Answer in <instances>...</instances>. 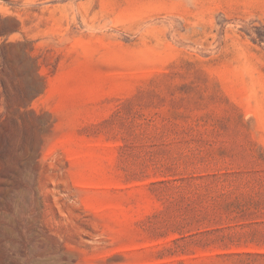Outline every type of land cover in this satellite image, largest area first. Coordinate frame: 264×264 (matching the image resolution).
Segmentation results:
<instances>
[{
    "label": "rangeland",
    "instance_id": "1",
    "mask_svg": "<svg viewBox=\"0 0 264 264\" xmlns=\"http://www.w3.org/2000/svg\"><path fill=\"white\" fill-rule=\"evenodd\" d=\"M0 264H264V0H0Z\"/></svg>",
    "mask_w": 264,
    "mask_h": 264
}]
</instances>
